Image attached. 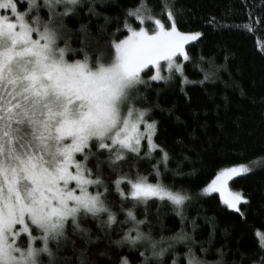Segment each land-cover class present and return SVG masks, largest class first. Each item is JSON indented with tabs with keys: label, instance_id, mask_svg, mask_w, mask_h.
<instances>
[{
	"label": "snow or ice",
	"instance_id": "6c2138e0",
	"mask_svg": "<svg viewBox=\"0 0 264 264\" xmlns=\"http://www.w3.org/2000/svg\"><path fill=\"white\" fill-rule=\"evenodd\" d=\"M22 2L27 4L25 10L17 0H0V264H44L45 259L57 264V250L68 240L70 228L91 242L90 229L82 224L89 219L107 229L118 222L131 224L114 243L144 246L143 264L161 261L169 248L189 237L181 232L170 240L155 239L142 230L149 221L138 219L135 208L143 205L146 209L149 202L159 201L171 204L181 215L191 197L159 179L160 164L167 167L169 153L156 143L159 122L150 118L152 109L137 107L134 93L151 81H170L173 72L185 84L193 83L184 76V66L176 57L188 61L185 45L203 33L180 31L170 0H161L159 13L170 22L168 26L147 0H139L127 17L140 26L133 27L125 19L123 30L129 34L120 40L112 34L107 43L111 55L99 49L90 54L72 48L65 26L58 23L82 0H43L47 20L39 15L40 0ZM60 7L63 12L57 10ZM148 22L153 24L151 30L144 26ZM209 23L218 24L215 18ZM242 27L252 30V23ZM85 29L82 25L81 32ZM77 52L83 53L82 59L70 58ZM161 62H165L167 76L161 72ZM150 66L155 67V74L145 80L142 73ZM215 71L211 67L198 83L211 79ZM157 151L161 158L152 166L155 183L138 170L134 177L121 174L130 158L150 159ZM103 168L116 175L112 185L121 204L133 205L121 207L124 221H118L108 206L109 188L98 174ZM253 171L248 164L223 168L203 194L219 193L224 205L243 216L240 205L250 201L242 192L231 190L229 182ZM254 235L264 252V231ZM149 250L150 256L146 255ZM187 256V264H206L191 247ZM80 264H88L83 252ZM120 264L130 262L122 257ZM258 264H264V255Z\"/></svg>",
	"mask_w": 264,
	"mask_h": 264
},
{
	"label": "trees",
	"instance_id": "16d2710c",
	"mask_svg": "<svg viewBox=\"0 0 264 264\" xmlns=\"http://www.w3.org/2000/svg\"><path fill=\"white\" fill-rule=\"evenodd\" d=\"M40 2L39 15L47 20L48 10L43 7V0ZM147 3L168 26L166 17L159 15L161 0ZM170 3L180 31L203 33L186 46L190 59L183 65L184 76L193 83L185 84L177 73L168 82L151 81L150 86H140L134 96L138 97L137 107L152 109L150 118L159 122L156 143L169 153L167 167L160 164L159 179L191 199L181 215L171 204L159 201L149 202L146 209L140 205L135 213L138 219L147 218L149 223L142 230L157 240L161 237L170 240L181 232L189 239L175 243L161 261L150 260L149 264H173L174 260L176 264H187L190 247L206 264L218 261L258 264L264 255L254 235L257 230L264 231V51H261L264 0H170ZM138 4L139 0H82L73 13L60 18L58 23L65 26L72 48H83L90 54L99 49L110 56L112 50L107 43L112 34L115 33L116 40L128 35L123 30L125 19L133 27L140 26L134 18L127 17V11ZM19 6L21 10L27 8L25 2ZM213 18L217 25L209 23ZM257 20L259 23H253ZM248 23H252V30L242 27ZM82 25L86 26L84 32ZM118 28L122 31L117 32ZM70 58L82 59L83 53L77 52ZM211 67L216 69L212 78L198 83ZM153 72V68L146 69L142 76L148 80ZM92 151H96L95 145ZM160 158L159 151L150 159L130 158L122 166L121 174L134 177L138 170L155 183L157 177L152 166ZM251 162H259L253 172L229 182L230 189L242 192L250 201L240 205L243 216L224 205L220 194H200L221 169ZM89 166L94 168L93 163ZM98 174L109 188L108 206L117 213L118 221H124L121 207L133 205L121 204L112 185L117 178L115 174L107 168ZM122 187L128 190L127 186ZM82 224L90 229L91 242L70 228L68 240L57 250V264H80L81 252L88 264H120L122 257H127L130 264H143L140 253L145 252L144 246L132 248L114 243L131 224L118 222L111 229L101 228L98 221L91 219ZM202 248L207 251L202 252ZM146 255L150 256L151 251ZM44 264H48L47 259Z\"/></svg>",
	"mask_w": 264,
	"mask_h": 264
},
{
	"label": "rangeland",
	"instance_id": "374dc122",
	"mask_svg": "<svg viewBox=\"0 0 264 264\" xmlns=\"http://www.w3.org/2000/svg\"><path fill=\"white\" fill-rule=\"evenodd\" d=\"M22 2V0H20V2H18L19 4ZM60 9H62L63 10V8H58L57 10H59L60 11ZM60 11V12H63V11ZM158 18H160V17H158ZM161 19V18H160ZM58 20L60 21V18H58ZM148 23H150V27L147 25V23L144 25L145 27H147L149 30H151L152 29V27H153V24L151 23V22H148ZM129 34V33H128ZM188 45V44H187ZM187 45H185V50H186V46ZM71 55V54H70ZM176 62L177 63H182L183 65H184V63L186 62L185 60H183V57L182 56H180V55H178L177 57H176ZM162 63V68H161V72H162V74L163 75H165V76H167L168 75V73H167V70H166V67H164V63L165 62H161ZM149 68H153L154 69V72H153V74H155V67L154 66H150ZM175 74H177L176 72H173V74H172V76H174ZM248 165L249 166H251V167H253L254 169L259 165V162H251V163H248ZM203 190V189H202ZM200 191V194L201 195H205V194H203V191ZM232 190V189H231ZM234 191V190H233ZM212 194H214V193H212ZM219 194V193H218Z\"/></svg>",
	"mask_w": 264,
	"mask_h": 264
}]
</instances>
